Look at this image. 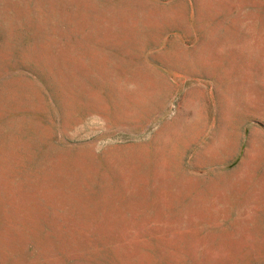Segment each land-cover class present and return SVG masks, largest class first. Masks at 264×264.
Wrapping results in <instances>:
<instances>
[{
	"label": "rangeland",
	"instance_id": "obj_1",
	"mask_svg": "<svg viewBox=\"0 0 264 264\" xmlns=\"http://www.w3.org/2000/svg\"><path fill=\"white\" fill-rule=\"evenodd\" d=\"M0 264H264V0H0Z\"/></svg>",
	"mask_w": 264,
	"mask_h": 264
}]
</instances>
